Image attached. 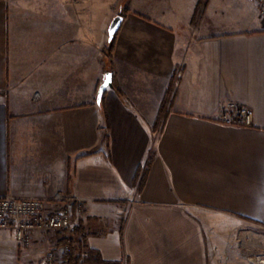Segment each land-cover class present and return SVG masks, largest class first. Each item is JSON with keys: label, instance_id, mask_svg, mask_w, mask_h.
<instances>
[{"label": "crops", "instance_id": "crops-1", "mask_svg": "<svg viewBox=\"0 0 264 264\" xmlns=\"http://www.w3.org/2000/svg\"><path fill=\"white\" fill-rule=\"evenodd\" d=\"M197 2L0 0V197L72 206L70 228H36L29 246L0 228V264H44L77 226L93 264H251L264 227V20L251 0H206L195 15ZM106 72L121 91L105 90L107 145ZM227 104L250 107L253 124L223 121Z\"/></svg>", "mask_w": 264, "mask_h": 264}, {"label": "built area", "instance_id": "built-area-1", "mask_svg": "<svg viewBox=\"0 0 264 264\" xmlns=\"http://www.w3.org/2000/svg\"><path fill=\"white\" fill-rule=\"evenodd\" d=\"M264 20V0H254ZM221 114V119L228 123L249 126L253 123L252 110L247 106H237ZM63 200L60 195L53 199L0 197V228H10L16 241L21 246H29L32 232L36 228L46 231L65 230L72 225V206L65 204L58 209H51L52 201ZM69 245H52L45 254L44 264H66L65 256ZM252 264H264V253L251 258Z\"/></svg>", "mask_w": 264, "mask_h": 264}, {"label": "trees", "instance_id": "trees-1", "mask_svg": "<svg viewBox=\"0 0 264 264\" xmlns=\"http://www.w3.org/2000/svg\"><path fill=\"white\" fill-rule=\"evenodd\" d=\"M205 2H206V0H198L197 5H196V10H195V15L197 13H199L202 9H204ZM115 38H116V33L112 37V39L108 41V44L105 48V54L109 60L111 59L112 53L114 50ZM109 69H111V67H109ZM173 78L174 77H172V80H171L172 82H173ZM113 86L116 88L118 93L121 94V91L116 87L114 81H113ZM104 96H105V91L103 92L101 99H100V103H99V106L102 110V115H103L102 116L103 117V123L100 126V130L102 132L103 140L107 145L109 143L108 131H109L110 125H109V120H108L106 110H105ZM171 99H172V85L170 84V86L166 89V92H165L164 97L162 99L160 108L158 110V114L156 116V123H155L156 126H157L158 122H161L160 129L157 131V133H159L161 131V127H162V125L165 121V118L167 116V113H168V108L170 106ZM155 124H154V126H155ZM154 128H156V127H154ZM94 150L95 149H92V150L82 154V156L86 155V154L93 153ZM150 163H151V159L148 158L146 160V162L144 163V165L138 169V172L136 175V180H135V183L137 184L138 190L143 185L145 175L148 171V167H149ZM73 232H75L76 234H80V237L77 240H73L72 238H66L62 241L63 244L69 245V252L65 256L66 264H81V263L93 264V263L101 262V257L99 255V253L94 251V250H91L87 247V245L85 243L86 233L85 234L83 233L82 228L77 226V227L73 228Z\"/></svg>", "mask_w": 264, "mask_h": 264}, {"label": "water", "instance_id": "water-1", "mask_svg": "<svg viewBox=\"0 0 264 264\" xmlns=\"http://www.w3.org/2000/svg\"><path fill=\"white\" fill-rule=\"evenodd\" d=\"M122 21V16L120 15H116L112 21L109 24L108 27V40H111L112 37L115 35V33L118 31L120 24ZM112 73L111 72H106L103 81L101 82V84L98 87L97 90V96H96V102L99 104L100 103V99L101 96L103 94V92L108 88V87H112Z\"/></svg>", "mask_w": 264, "mask_h": 264}, {"label": "rangeland", "instance_id": "rangeland-1", "mask_svg": "<svg viewBox=\"0 0 264 264\" xmlns=\"http://www.w3.org/2000/svg\"><path fill=\"white\" fill-rule=\"evenodd\" d=\"M254 4H255V6L257 7V4L254 2V0H251ZM257 10H258V8H257ZM259 12V11H258ZM260 14V13H259ZM260 17H261V15H260ZM262 18V17H261ZM263 19V18H262ZM174 80H175V78H173V82L171 81L170 82V84L172 85V88H173V83H174ZM170 84L168 85V87L170 86ZM241 106H245V105H241ZM235 108V106H232V108ZM237 107V106H236ZM248 107V106H247ZM226 108H228V104H227V107ZM250 108V107H249ZM251 109V108H250ZM252 110V109H251ZM158 114V113H157ZM156 119L154 120V122H153V124H152V132L154 133V134H157V131L160 129V126H161V122H158V124H157V126H156ZM154 124H155V126H154ZM231 124H233V123H231ZM253 124V123H252ZM251 124V125H252ZM236 125H238V124H236ZM251 125H249V126H251ZM244 126V125H243ZM154 127H156V128H154ZM154 130V131H153ZM259 238H260V249L259 250H254V252H252L251 254H250V257H249V261H250V263H251V258L252 257H254L256 254H258V253H264V227H260L259 228ZM15 238V237H14ZM252 264V263H251Z\"/></svg>", "mask_w": 264, "mask_h": 264}]
</instances>
